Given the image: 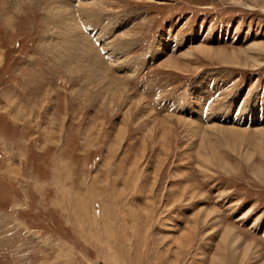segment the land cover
Returning <instances> with one entry per match:
<instances>
[{
    "label": "rangeland",
    "instance_id": "1",
    "mask_svg": "<svg viewBox=\"0 0 264 264\" xmlns=\"http://www.w3.org/2000/svg\"><path fill=\"white\" fill-rule=\"evenodd\" d=\"M85 1L0 4V264H264V0Z\"/></svg>",
    "mask_w": 264,
    "mask_h": 264
},
{
    "label": "bare ground",
    "instance_id": "2",
    "mask_svg": "<svg viewBox=\"0 0 264 264\" xmlns=\"http://www.w3.org/2000/svg\"><path fill=\"white\" fill-rule=\"evenodd\" d=\"M72 2H73V0H71ZM75 1H78V3L77 4H75V6L74 7H79V8H85V6L86 7H90L89 9H92V8H95L94 7V3L93 2H91V1H85V0H75ZM2 2L3 3H7V0L5 1V0H0V4L1 5H3L2 4ZM8 2H10L11 3V1H8ZM71 2V3H72ZM13 3V2H12ZM99 3H101V2H99ZM99 3H97V5H99ZM73 3H72V5H74ZM79 4V5H78ZM1 5H0V7H1ZM6 5V4H5ZM8 5V4H7ZM3 7V6H2ZM73 7V6H72ZM86 9V8H85ZM93 10V9H92ZM80 12V11H79ZM83 12H84V10H83ZM80 14H82V13H80ZM80 27V26H79ZM97 37H99V36H97ZM257 48V47H256ZM263 48V47H262ZM144 115V114H143ZM209 124V123H208ZM208 128H217V127H220V125L218 126V124L216 125V124H211V125H209V126H207Z\"/></svg>",
    "mask_w": 264,
    "mask_h": 264
}]
</instances>
